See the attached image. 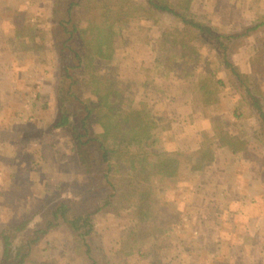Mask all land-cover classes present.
Segmentation results:
<instances>
[{
  "label": "rangeland",
  "instance_id": "1",
  "mask_svg": "<svg viewBox=\"0 0 264 264\" xmlns=\"http://www.w3.org/2000/svg\"><path fill=\"white\" fill-rule=\"evenodd\" d=\"M171 1L219 31L240 33L264 18V0ZM52 6L53 0H0V224L28 214L41 200L80 199L84 192L71 140L52 129ZM14 8L34 25L35 37L15 35ZM93 18L85 10V23ZM173 28H181L180 20L168 15L132 20L129 29H118L115 55L103 72L125 102L146 106L155 146L177 154V174L157 192L166 202L163 215L171 212L174 222L161 238L138 237L125 210L101 213L96 255L104 264H264V146L255 134L256 117L211 45L192 41L198 54L184 57L163 37ZM231 56L264 91V27L240 38ZM211 71L222 84L211 81L204 92ZM225 133L231 143L224 144ZM73 246L68 228L60 227L29 264H84Z\"/></svg>",
  "mask_w": 264,
  "mask_h": 264
},
{
  "label": "trees",
  "instance_id": "2",
  "mask_svg": "<svg viewBox=\"0 0 264 264\" xmlns=\"http://www.w3.org/2000/svg\"><path fill=\"white\" fill-rule=\"evenodd\" d=\"M85 10L94 12L87 23ZM51 13L50 43L56 56L52 129L71 140L85 176L84 192L80 199L41 200L28 214L0 224V264H29L47 235L63 226L84 264H104L93 244L99 233L98 215L123 209L135 222V236L161 238L174 215H163L166 202L159 198L158 186L166 185L178 170L173 157L177 154L151 140L154 121L146 106L137 109L125 102L123 92L103 72L115 55L118 29H129L132 20L156 14L179 19L181 28L167 29L163 37L171 38L172 47L184 57L198 54L192 41L211 45L219 64L239 83L243 101L256 117V137L264 146V91L249 82L231 56L240 38L264 27V18L240 33L219 31L171 0H53ZM21 14L11 10L15 35L35 37L34 25ZM209 65L206 62L208 71ZM209 75L201 84L204 92L213 86L211 81L222 84L216 73ZM43 106L49 108L48 103ZM224 136L228 144V134Z\"/></svg>",
  "mask_w": 264,
  "mask_h": 264
},
{
  "label": "crops",
  "instance_id": "3",
  "mask_svg": "<svg viewBox=\"0 0 264 264\" xmlns=\"http://www.w3.org/2000/svg\"><path fill=\"white\" fill-rule=\"evenodd\" d=\"M7 145H9V144H7ZM15 145L17 146V144H12V146H15ZM17 177L19 178V176H17ZM18 178H16V179L14 180V184H15V183H19V181L17 182ZM11 188L14 189L12 186H11ZM0 252H1V250H0Z\"/></svg>",
  "mask_w": 264,
  "mask_h": 264
}]
</instances>
